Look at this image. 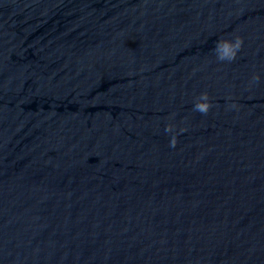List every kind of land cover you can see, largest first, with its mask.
Returning <instances> with one entry per match:
<instances>
[{"label": "water", "instance_id": "95a60500", "mask_svg": "<svg viewBox=\"0 0 264 264\" xmlns=\"http://www.w3.org/2000/svg\"><path fill=\"white\" fill-rule=\"evenodd\" d=\"M0 264H264V0H0Z\"/></svg>", "mask_w": 264, "mask_h": 264}, {"label": "clouds", "instance_id": "9594fccd", "mask_svg": "<svg viewBox=\"0 0 264 264\" xmlns=\"http://www.w3.org/2000/svg\"><path fill=\"white\" fill-rule=\"evenodd\" d=\"M243 45V38L237 36L233 41L230 40H219L216 43L214 51L217 54V59L220 61H233L236 59L238 51L241 49ZM260 77L259 76H254L253 80L259 81ZM212 104L210 103V98L207 92H204L200 95L198 98L197 102L194 105V111H197L201 114L206 115L209 110L211 109ZM235 107V105H233ZM173 125L169 124L165 131L166 132H173ZM186 129H180V132H185ZM177 144V138L176 136H173L171 141H170V147H175Z\"/></svg>", "mask_w": 264, "mask_h": 264}]
</instances>
